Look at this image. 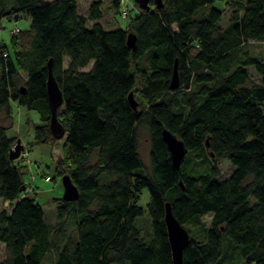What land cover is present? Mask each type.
Returning <instances> with one entry per match:
<instances>
[{
  "label": "trees",
  "instance_id": "16d2710c",
  "mask_svg": "<svg viewBox=\"0 0 264 264\" xmlns=\"http://www.w3.org/2000/svg\"><path fill=\"white\" fill-rule=\"evenodd\" d=\"M89 1L83 14L77 0H0V19L30 17L28 29L12 33V51L0 41V113L11 121L10 101L34 109L35 141L58 142L49 129L51 59L65 129L56 171L68 174L79 192L56 204L54 223L45 221L36 191L22 179L27 166L9 158L15 139L0 124V198L10 205L0 209L6 253L0 264H45L50 256L51 264H173L167 201L182 225L210 214L198 237L189 234L183 264H232L229 249L248 264H264V59L248 50L250 42H264V0H223V9L215 0H162L160 7L151 0L146 9L131 0L126 17L136 13L127 29H105L101 0ZM111 4L121 15L120 0ZM128 32L136 35L133 48ZM175 62L179 86L171 90ZM130 91L141 109L129 103ZM140 127L150 141L149 169L142 172ZM162 128L187 149L179 174ZM199 149L213 162L186 168ZM222 159L233 170L219 179L215 163ZM143 189L145 207L138 203ZM144 213L151 225L141 235L136 219ZM63 219L74 222L70 243Z\"/></svg>",
  "mask_w": 264,
  "mask_h": 264
},
{
  "label": "rangeland",
  "instance_id": "374dc122",
  "mask_svg": "<svg viewBox=\"0 0 264 264\" xmlns=\"http://www.w3.org/2000/svg\"><path fill=\"white\" fill-rule=\"evenodd\" d=\"M133 1V0H132ZM230 1V0H229ZM102 2V25L105 27H119L122 29L128 28L129 17H133L136 10H130L128 17H123L120 15L119 11L115 13L112 8L111 0H101ZM78 11L85 14L89 0H77ZM214 6L223 9L225 8V3L223 0H215ZM130 9V8H129ZM119 13V14H118ZM230 15V9L225 10L223 15L221 26L225 27L228 23V17ZM92 21H88L87 25L90 26ZM30 26V17L27 14L20 13L16 15L14 19L1 18L0 19V41H2L8 48L12 51L14 49L11 39L13 37L12 31L17 28L18 30L28 29ZM16 38V37H15ZM250 53L257 55L258 57L264 59V42H250L248 46ZM90 64L86 67L88 68ZM85 68V69H86ZM249 77L251 81L258 82L260 80L258 74L252 67H249ZM23 76L25 74L22 72ZM135 99L139 104L142 101L134 95ZM144 103V102H143ZM141 109V108H140ZM63 111L62 107L59 109V113ZM10 119L4 117L3 113H0V124L7 125L6 134L9 137H14V139H19L24 149L27 152V157L23 160L15 159L16 163L20 165H26L27 170L23 174V181L28 185V190L36 191V201L41 206L44 219L47 222L54 223L57 219L55 218V208L56 204L61 201V196L63 193V185L61 182L62 175H59L56 171V161L61 157V144L63 142L64 136L55 143V145L50 143H37L34 138V127L40 124V119L38 112L34 109H29L25 106L19 105L15 101H10ZM138 139V154L142 163V171H147L149 169V150L150 141L148 131L145 127H140L137 133ZM206 150L199 149L193 151V156H191L185 163L186 168H193L194 171L201 170L213 162L206 156ZM90 163L95 161V152L90 155ZM220 170L219 179L226 178L229 176L233 170L232 165L225 159L218 160L215 163ZM49 176L50 180H46L45 177ZM148 194L147 190L143 189L140 193L139 204L145 207L147 202ZM0 209H10V205L3 199L0 198ZM63 224L66 228L67 243L75 240L76 232L74 222L69 219H63ZM210 214L202 215L194 219L193 221L183 225L186 230H189V234L193 237H198L201 233V227L209 226ZM136 224L140 228V234L145 235L150 232L151 221L146 213L142 217L136 219ZM6 256L4 251V245L0 243V259ZM230 257H234V263L232 264H248L242 260L238 255L234 254L232 250L229 249L226 260ZM51 256L44 260L45 264H51ZM255 264V263H250Z\"/></svg>",
  "mask_w": 264,
  "mask_h": 264
},
{
  "label": "water",
  "instance_id": "95a60500",
  "mask_svg": "<svg viewBox=\"0 0 264 264\" xmlns=\"http://www.w3.org/2000/svg\"><path fill=\"white\" fill-rule=\"evenodd\" d=\"M138 4L141 9H146L149 7V2L151 0H133ZM154 3L160 7L162 5V0H153ZM136 43V35L133 32L127 33L126 44L128 48H133ZM179 86L177 65L176 62L173 66V71L171 75V80L169 88L171 90L177 89ZM24 91V89H22ZM46 91L47 100L50 108V119H49V129L51 134L56 138L60 139L65 135V129L58 119V108L61 107L63 103V97L61 90L53 76L52 73V61L48 62V74L46 80ZM128 101L133 108L137 107V101L135 100L133 93L130 91L128 94ZM162 140L164 141L166 148L169 153V158L172 163L173 168L180 173V165L186 154V147L184 142L178 138L174 133L170 132L166 128L161 130ZM206 145H208L206 143ZM23 150V145L19 139H16L14 145L9 152L10 159H16L19 157L20 152ZM212 155V154H211ZM61 182L63 185V193L61 199L63 201H74L78 198L79 192L76 185L72 182L68 174L62 175ZM180 186L183 188L181 181ZM24 188V187H23ZM164 223L166 227V233L171 249L173 264H183L182 256L183 250L189 242V233L184 228V226L178 221L174 216L170 203L167 201L164 204Z\"/></svg>",
  "mask_w": 264,
  "mask_h": 264
},
{
  "label": "built area",
  "instance_id": "2783aa9c",
  "mask_svg": "<svg viewBox=\"0 0 264 264\" xmlns=\"http://www.w3.org/2000/svg\"><path fill=\"white\" fill-rule=\"evenodd\" d=\"M120 3H121V8H120V10H121V15H122L123 17H126L128 11H129V7H130V8H133V7H134L133 4H132V1H131V0H120ZM17 31H18V29L15 28L12 32L15 33V32H17ZM26 156H27V152H26V150H25L24 147H23V150L20 152L18 158H24V157H26ZM45 179H46V180H49V176L45 177Z\"/></svg>",
  "mask_w": 264,
  "mask_h": 264
},
{
  "label": "crops",
  "instance_id": "0c3cea01",
  "mask_svg": "<svg viewBox=\"0 0 264 264\" xmlns=\"http://www.w3.org/2000/svg\"><path fill=\"white\" fill-rule=\"evenodd\" d=\"M100 23L102 24V22L100 21ZM103 26V25H102ZM105 29H111V28H114V27H105L103 26Z\"/></svg>",
  "mask_w": 264,
  "mask_h": 264
}]
</instances>
